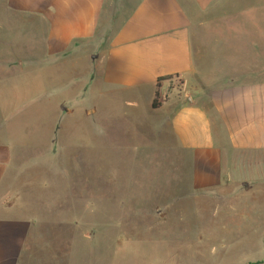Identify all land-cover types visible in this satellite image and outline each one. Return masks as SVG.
<instances>
[{
	"label": "rangeland",
	"instance_id": "rangeland-1",
	"mask_svg": "<svg viewBox=\"0 0 264 264\" xmlns=\"http://www.w3.org/2000/svg\"><path fill=\"white\" fill-rule=\"evenodd\" d=\"M3 6L0 0V139L11 145L12 166L0 187L32 224L19 264H264L254 222L231 220L229 198L204 208L181 196L180 167L149 127L117 118L123 102L115 97H77L89 78L86 63L41 69L40 39L22 33L36 24L28 27ZM131 7L107 6L97 33L109 32L111 18ZM222 13L231 15V4ZM220 15H209L213 22L192 39L205 45L207 61L219 55L214 46L228 44L231 22ZM61 83L69 86L65 96L54 93ZM43 86L51 91L41 98ZM170 88L180 91L181 80L171 79ZM103 104L112 109L106 136ZM88 110L96 111L92 121Z\"/></svg>",
	"mask_w": 264,
	"mask_h": 264
},
{
	"label": "crops",
	"instance_id": "crops-1",
	"mask_svg": "<svg viewBox=\"0 0 264 264\" xmlns=\"http://www.w3.org/2000/svg\"><path fill=\"white\" fill-rule=\"evenodd\" d=\"M124 4L132 7L111 18L109 32L97 33L99 22L108 19L107 6ZM226 4L231 15L222 13ZM3 5L27 26L36 24L22 33L40 39L41 69L86 63L89 78L77 97L95 92L122 101L114 110L117 118L147 125L153 142H163L164 156L180 167V195L204 208L229 198L231 220L254 222L250 229L260 230L257 239L264 245V0H3ZM217 12L231 22V33L227 46H212L219 55L207 61L205 45L192 39L199 40V30ZM171 79L181 80L183 88L174 92ZM68 87L53 91L65 96ZM39 90L41 98L51 91ZM63 101L59 111L66 110ZM108 107L102 106V136L112 118ZM95 114L84 115L92 121ZM10 150L0 139V186L9 166L11 171ZM10 194L0 187V264H19L32 226L17 215L21 207L7 202Z\"/></svg>",
	"mask_w": 264,
	"mask_h": 264
},
{
	"label": "trees",
	"instance_id": "trees-1",
	"mask_svg": "<svg viewBox=\"0 0 264 264\" xmlns=\"http://www.w3.org/2000/svg\"><path fill=\"white\" fill-rule=\"evenodd\" d=\"M158 94L156 93L155 94V97H154V99H153V102H152V107L153 108H157L158 107Z\"/></svg>",
	"mask_w": 264,
	"mask_h": 264
}]
</instances>
